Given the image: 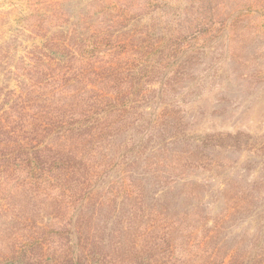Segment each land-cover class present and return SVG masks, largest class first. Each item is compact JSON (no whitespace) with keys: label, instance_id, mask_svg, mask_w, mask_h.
Here are the masks:
<instances>
[{"label":"rangeland","instance_id":"374dc122","mask_svg":"<svg viewBox=\"0 0 264 264\" xmlns=\"http://www.w3.org/2000/svg\"><path fill=\"white\" fill-rule=\"evenodd\" d=\"M0 264H264V0H0Z\"/></svg>","mask_w":264,"mask_h":264}]
</instances>
